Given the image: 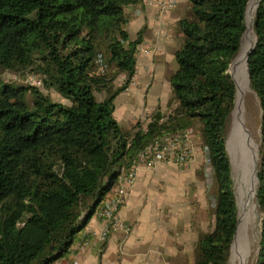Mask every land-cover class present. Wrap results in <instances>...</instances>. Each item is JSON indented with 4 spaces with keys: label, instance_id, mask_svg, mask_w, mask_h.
I'll return each instance as SVG.
<instances>
[{
    "label": "trees",
    "instance_id": "trees-1",
    "mask_svg": "<svg viewBox=\"0 0 264 264\" xmlns=\"http://www.w3.org/2000/svg\"><path fill=\"white\" fill-rule=\"evenodd\" d=\"M143 1L0 0V67L31 68L69 101L0 79V264L64 257L141 151L158 135L192 125L216 186L214 226L198 237L192 264H228L238 215L225 147L236 85L226 72L239 53L251 0H188L165 109L123 130L114 98L135 74L141 42L140 31L129 38L126 8ZM258 1L247 73L262 112L255 195L264 212V0ZM97 56L106 69L96 75ZM120 74L124 83L98 101L95 93ZM254 264H264V217Z\"/></svg>",
    "mask_w": 264,
    "mask_h": 264
},
{
    "label": "crops",
    "instance_id": "crops-1",
    "mask_svg": "<svg viewBox=\"0 0 264 264\" xmlns=\"http://www.w3.org/2000/svg\"><path fill=\"white\" fill-rule=\"evenodd\" d=\"M168 1L144 0L126 8L129 38L135 39L140 31L141 42L132 81L114 98L113 116L121 128L123 122V130L144 120L158 106L164 109L169 99L166 87L170 90V77L175 71L167 66L182 43L178 22L189 15L190 3L173 0L172 5L162 9V3ZM95 94L97 98L100 92ZM100 96L102 100L106 94ZM181 174L176 173L175 166L161 162L138 165L118 211L126 229L116 228L100 240L102 224L95 213L70 251L53 264L72 260L79 264H180L182 258L180 262L176 256L179 249L184 251V239L176 236L183 235V216L177 212L175 202L178 194L179 202L183 198Z\"/></svg>",
    "mask_w": 264,
    "mask_h": 264
},
{
    "label": "rangeland",
    "instance_id": "rangeland-1",
    "mask_svg": "<svg viewBox=\"0 0 264 264\" xmlns=\"http://www.w3.org/2000/svg\"><path fill=\"white\" fill-rule=\"evenodd\" d=\"M245 26L246 29L242 37L239 53L226 72L227 74L229 73L236 83L235 105L226 127L225 147L230 159L231 186L235 196L238 215L237 232L234 241L231 242L228 264H239L241 258H244L243 264H254L259 249L261 220L264 217V212L259 211L255 200L262 112L256 93L249 87L246 62L245 68L241 63L242 54L245 51L247 53L252 48L251 46L255 41V35L252 30V24L251 32L248 34L247 21ZM167 68L173 72L177 69V63L174 58L169 62ZM0 79L2 81L19 84L30 83L37 85L43 93L49 94L52 101L63 102L66 100L54 90L45 88L41 82L37 83V81H40L39 75L31 68L14 72L0 67ZM124 81L125 76L123 74L118 75L108 89L101 91L97 95V100L101 101L100 95L103 93L106 95L113 93ZM238 83L241 85L240 88L238 87ZM167 87L166 90L169 98L171 92ZM161 90L163 94L165 92L163 86ZM32 98L33 93L27 92L26 100L30 102ZM238 102L239 109L235 115L234 111ZM122 123V128H124V124ZM190 127L193 128L190 137L193 160L187 166L161 162L166 165L175 166L178 175L182 173L183 198L179 202L178 194L175 202L177 212L183 216V228L181 229L183 235L179 234L176 236L184 239V251L182 252L179 249L178 255L176 256L180 258V262L182 258L180 264H192L194 262L198 237L202 233L212 230L214 226L216 186L213 180V172L208 163L206 149L202 146L200 137L194 130V126L192 125ZM241 144L245 146L246 154L242 151Z\"/></svg>",
    "mask_w": 264,
    "mask_h": 264
},
{
    "label": "built area",
    "instance_id": "built-area-1",
    "mask_svg": "<svg viewBox=\"0 0 264 264\" xmlns=\"http://www.w3.org/2000/svg\"><path fill=\"white\" fill-rule=\"evenodd\" d=\"M172 3L173 0H169L167 3L163 2L161 7L165 9L172 5ZM95 63L97 64L95 74L97 75L104 72L105 64L101 56H97ZM37 83H40V81H37ZM192 132L193 128L187 127L184 130L168 131L158 135L141 151L135 164L119 176L118 184L114 188L113 195L104 202L101 210L97 213L102 224V229L99 234L100 240L106 239L111 231L116 228L126 229V225L121 222L118 217V211L125 200L137 166H150L155 162H166L174 163L179 166H187L193 160L190 146ZM83 241L80 242L81 245ZM67 264H79V262L77 260H72Z\"/></svg>",
    "mask_w": 264,
    "mask_h": 264
},
{
    "label": "bare ground",
    "instance_id": "bare-ground-1",
    "mask_svg": "<svg viewBox=\"0 0 264 264\" xmlns=\"http://www.w3.org/2000/svg\"><path fill=\"white\" fill-rule=\"evenodd\" d=\"M257 1L258 0H251L250 1V3H249V5H248V7H247V13H246V21H247V25H248V31H247V34L248 33H250L251 32V24H252V18H253V14H254V11H255V8H256V4H257ZM259 2V1H258ZM255 43H253L252 44V46L254 45ZM251 46V47H252ZM250 50V49H249ZM248 50V51H249ZM248 51H247V53H246V51L242 54V57H241V63H242V65H243V67L245 68V62H246V57H247V54H248ZM246 71H247V69H246ZM247 75H248V73H247ZM235 82V81H234ZM235 85H236V83H235ZM240 83H238V87L240 88ZM238 109H239V102L237 103V106H236V108H235V111H234V114L236 115L237 113H238ZM245 141V140H244ZM241 146V148H242V151H244V153L246 154L247 152H246V148H245V146H243L242 144L240 145ZM244 158V157H243ZM247 158V157H246ZM245 160V159H244ZM240 162V161H239ZM242 162H243V160H242ZM241 162V163H242ZM246 162V161H245ZM242 166V165H241ZM248 176V175H247ZM243 178V177H242ZM241 178V179H242ZM251 180H252V178H251ZM247 182V181H246ZM240 183V182H239ZM248 186V185H247ZM257 204V203H256ZM238 226V225H237ZM236 232H237V229H236ZM235 236H236V233H235ZM235 236H234V238H233V241H234V239H235ZM244 249V248H243ZM243 260H244V258H241L240 259V263L239 264H243Z\"/></svg>",
    "mask_w": 264,
    "mask_h": 264
},
{
    "label": "water",
    "instance_id": "water-1",
    "mask_svg": "<svg viewBox=\"0 0 264 264\" xmlns=\"http://www.w3.org/2000/svg\"><path fill=\"white\" fill-rule=\"evenodd\" d=\"M257 6H258V4H257ZM256 9H257V7H256ZM255 34V33H254ZM256 38V37H255ZM256 40V39H255ZM255 46V44L252 46V48L248 51V54L250 53V51L253 49V47ZM248 54H247V56H248ZM246 69H247V57H246ZM234 102H235V100H234ZM233 108H234V106H233ZM232 111H233V109L231 110V112H230V114L232 113ZM261 117H262V115H261ZM229 162H230V159H229ZM231 175V174H230ZM255 200H256V195H255ZM258 209H259V207H258ZM259 211H261L260 209H259ZM237 225H238V223H237ZM235 233H236V231H235ZM234 236H235V234H234ZM234 238V237H233Z\"/></svg>",
    "mask_w": 264,
    "mask_h": 264
}]
</instances>
